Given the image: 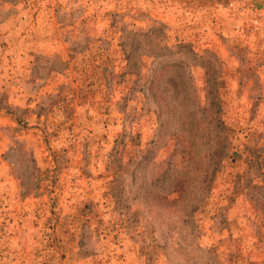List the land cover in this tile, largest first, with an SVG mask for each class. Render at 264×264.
Here are the masks:
<instances>
[{
	"label": "rangeland",
	"instance_id": "374dc122",
	"mask_svg": "<svg viewBox=\"0 0 264 264\" xmlns=\"http://www.w3.org/2000/svg\"><path fill=\"white\" fill-rule=\"evenodd\" d=\"M263 29L264 0H0V264H264Z\"/></svg>",
	"mask_w": 264,
	"mask_h": 264
},
{
	"label": "crops",
	"instance_id": "0c3cea01",
	"mask_svg": "<svg viewBox=\"0 0 264 264\" xmlns=\"http://www.w3.org/2000/svg\"><path fill=\"white\" fill-rule=\"evenodd\" d=\"M262 97H263L262 102H264V94ZM1 135H4V133L2 131H0V139H1ZM2 144H3V142L0 143V145H2ZM8 150H9L8 148L7 149L6 148L0 149V171L4 170L6 175H8V171H10L9 163H8V161H6V159L4 157V155L6 154V152ZM0 175H1V173H0ZM17 186H18V184H17L16 180H13L12 182L5 180L4 183H1V179H0V187L7 189L8 187L15 188Z\"/></svg>",
	"mask_w": 264,
	"mask_h": 264
},
{
	"label": "built area",
	"instance_id": "2783aa9c",
	"mask_svg": "<svg viewBox=\"0 0 264 264\" xmlns=\"http://www.w3.org/2000/svg\"><path fill=\"white\" fill-rule=\"evenodd\" d=\"M249 26L251 28H253V29H257V28H260L261 27L260 24H259V22L257 20H254V21L250 22L249 23ZM262 33L264 35V29L262 30Z\"/></svg>",
	"mask_w": 264,
	"mask_h": 264
}]
</instances>
